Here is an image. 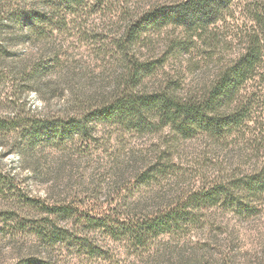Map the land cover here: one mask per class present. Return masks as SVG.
Returning a JSON list of instances; mask_svg holds the SVG:
<instances>
[{"label":"rangeland","instance_id":"374dc122","mask_svg":"<svg viewBox=\"0 0 264 264\" xmlns=\"http://www.w3.org/2000/svg\"><path fill=\"white\" fill-rule=\"evenodd\" d=\"M45 1L0 0V117L25 120L0 132V264H264V193L242 208L201 199L216 184L254 172L250 149L230 151L205 134L183 138L168 126L139 132L98 121L64 138L43 129L106 102L129 64L115 43L142 13L182 0H75L71 9L54 0L66 25L57 17L38 31L6 16L8 7L25 14ZM227 21L235 31L234 18ZM175 23L150 25L132 54L165 60L146 77L149 90L179 79L183 95L210 82L242 46L209 50L199 41L178 52L185 34ZM59 207L71 214L53 213ZM170 213L181 218L173 232L135 228ZM44 219L56 220L52 239L44 226L43 236L33 230Z\"/></svg>","mask_w":264,"mask_h":264},{"label":"trees","instance_id":"16d2710c","mask_svg":"<svg viewBox=\"0 0 264 264\" xmlns=\"http://www.w3.org/2000/svg\"><path fill=\"white\" fill-rule=\"evenodd\" d=\"M79 1L83 3L84 0ZM66 2L71 9L75 0ZM59 8L58 2L51 0L49 3L43 2L42 9L38 11L21 14L8 7L5 13L23 27L25 25L38 31L39 27L44 30L59 22L57 17L62 18L60 22L66 25L67 16L60 15ZM227 17L234 18L235 31H228L231 26ZM170 19L175 24L184 26V38L178 40L175 47L178 52L190 51L199 41L209 50L228 49L233 42L242 46V50L235 59L220 63L215 77L198 89L181 95V81L169 79L158 88L149 90L146 77L153 75L159 67L162 68L165 60L143 61L132 54V46L143 40L142 34L150 25H163ZM218 19L224 20L222 26L211 27ZM50 35L53 36L54 33ZM124 36L115 44L129 64L124 79L119 82L109 99L80 118L45 123L43 129L51 136L64 138L71 130L84 128L87 131L89 123L98 121L122 124L139 132L168 126L183 138L205 134L230 151L231 148L246 147L253 153L248 158L255 160L254 172L243 181L216 184L203 191L201 199L207 200V203H221L226 207L249 206L252 200L264 193V0L177 1L162 10L142 13L140 21L132 23ZM170 53L172 52L168 54ZM56 59L59 60V57L56 56ZM39 70L31 72L29 77L36 78ZM22 119L19 115L13 118L0 117V132L4 133L15 125H21V122H25ZM152 173V169H149L143 178L150 179ZM3 178L0 175L1 192ZM37 202L40 205H36ZM34 205L39 211V206L48 210L40 201H33ZM53 213L70 215L71 211L69 207H59L53 209ZM87 220L90 223L95 221L90 217ZM55 223V219L40 220L33 230L37 235L43 236L41 227L44 226L47 237L52 239L56 236ZM17 224L25 230L22 220ZM179 224L181 218L170 213L149 219L144 224H137L135 228H141L143 233L160 232L159 230L173 232L180 227ZM26 263L36 264L34 261Z\"/></svg>","mask_w":264,"mask_h":264}]
</instances>
